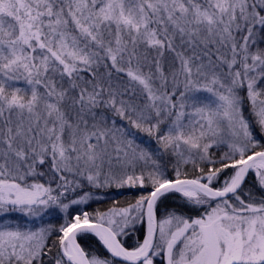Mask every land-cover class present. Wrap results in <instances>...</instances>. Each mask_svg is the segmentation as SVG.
Returning a JSON list of instances; mask_svg holds the SVG:
<instances>
[{"label": "snow or ice", "instance_id": "obj_1", "mask_svg": "<svg viewBox=\"0 0 264 264\" xmlns=\"http://www.w3.org/2000/svg\"><path fill=\"white\" fill-rule=\"evenodd\" d=\"M0 221V264H264V0H0Z\"/></svg>", "mask_w": 264, "mask_h": 264}, {"label": "trees", "instance_id": "obj_2", "mask_svg": "<svg viewBox=\"0 0 264 264\" xmlns=\"http://www.w3.org/2000/svg\"><path fill=\"white\" fill-rule=\"evenodd\" d=\"M250 183H251V177H250ZM87 190V189H85ZM93 194L99 193L100 198L97 200H94L92 203H90L87 207H84L85 210L93 211L95 209H99L100 211H106L109 208L112 207H128L129 204L134 203L135 200L138 198V196L141 193L138 189H129V188H123V189H116V188H104V189H97L92 190ZM175 203L173 200L166 201L164 204H161L159 207L161 210L169 207H174ZM54 226H58L60 223H62V218L60 216H53L52 222ZM89 244L92 245V247L96 248L98 251H103V249L100 247V245L96 242L95 239L89 238L88 241ZM133 243V240L131 238L126 240V246L131 245Z\"/></svg>", "mask_w": 264, "mask_h": 264}, {"label": "rangeland", "instance_id": "obj_3", "mask_svg": "<svg viewBox=\"0 0 264 264\" xmlns=\"http://www.w3.org/2000/svg\"><path fill=\"white\" fill-rule=\"evenodd\" d=\"M109 188H116L115 186H111ZM116 189H123V188H116ZM125 189V188H124ZM97 190V189H94ZM94 196H96L97 198L94 200H97L100 198V194L95 193ZM93 200V201H94ZM93 201H90V203H92ZM88 205H80L79 208L81 210H85L84 207H87ZM119 208H123V207H119ZM73 211L72 208L69 209V213H71ZM14 216L19 217L20 214L18 213H14L12 214ZM53 216H60L62 218V215H49V214H44L42 217H36V218H31V217H24V218H20L19 219V223H21L22 225L28 227V228H32V227H39L41 225L46 226L48 223L52 222ZM3 221H0V223H2ZM52 224V223H51Z\"/></svg>", "mask_w": 264, "mask_h": 264}]
</instances>
